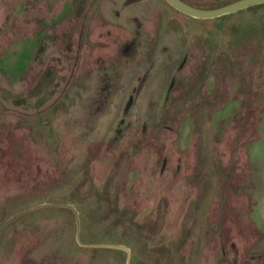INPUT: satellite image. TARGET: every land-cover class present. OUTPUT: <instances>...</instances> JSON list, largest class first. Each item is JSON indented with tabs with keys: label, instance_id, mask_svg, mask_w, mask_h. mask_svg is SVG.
I'll use <instances>...</instances> for the list:
<instances>
[{
	"label": "rangeland",
	"instance_id": "rangeland-1",
	"mask_svg": "<svg viewBox=\"0 0 264 264\" xmlns=\"http://www.w3.org/2000/svg\"><path fill=\"white\" fill-rule=\"evenodd\" d=\"M219 19L0 0V264H264V8Z\"/></svg>",
	"mask_w": 264,
	"mask_h": 264
},
{
	"label": "water",
	"instance_id": "water-1",
	"mask_svg": "<svg viewBox=\"0 0 264 264\" xmlns=\"http://www.w3.org/2000/svg\"><path fill=\"white\" fill-rule=\"evenodd\" d=\"M165 1H167V3L172 7H174V9H176L177 11L189 17L195 19H201V20H212V19L222 18L224 16L232 15L241 11L244 12V10L264 4V0H240L238 2L224 6L222 8H218L214 10H205V9L195 8L185 3L183 0H165ZM80 243L82 246H90L84 244L83 242H81V240ZM105 247L126 251L128 253V264H130L131 252L129 248L123 246H117V245L116 246L109 245Z\"/></svg>",
	"mask_w": 264,
	"mask_h": 264
},
{
	"label": "trees",
	"instance_id": "trees-1",
	"mask_svg": "<svg viewBox=\"0 0 264 264\" xmlns=\"http://www.w3.org/2000/svg\"><path fill=\"white\" fill-rule=\"evenodd\" d=\"M185 3H187V4H189V5H191V6H193V7H195V8H199V9H205V10H214V9H218V8H222V7H224V6H227V5H229V4H232V2H229V3H225V4H223V5H221V6H214V7H203V6H198V5H194V4H192V3H190V2H188V1H186V0H183ZM238 2V1H237ZM235 3V2H234ZM264 8V4L263 5H260V6H256V7H252V8H250V9H247L246 11H244V12H253V11H257V10H260V9H263ZM244 12L243 11H241V12H238V13H236V14H233V15H228V16H224V17H222V18H220L219 20H221V19H226V17L227 18H229V17H231V16H237V15H240V14H244ZM108 251H110V252H117V253H123L122 251H119V250H108Z\"/></svg>",
	"mask_w": 264,
	"mask_h": 264
}]
</instances>
